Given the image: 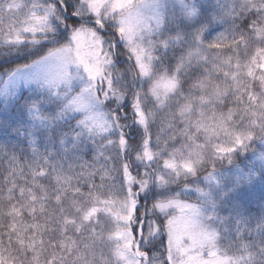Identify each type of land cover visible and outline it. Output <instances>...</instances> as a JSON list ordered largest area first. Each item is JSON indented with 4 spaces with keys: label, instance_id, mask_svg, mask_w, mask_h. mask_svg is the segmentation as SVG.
<instances>
[{
    "label": "snow or ice",
    "instance_id": "snow-or-ice-1",
    "mask_svg": "<svg viewBox=\"0 0 264 264\" xmlns=\"http://www.w3.org/2000/svg\"><path fill=\"white\" fill-rule=\"evenodd\" d=\"M0 264H264V0H0Z\"/></svg>",
    "mask_w": 264,
    "mask_h": 264
}]
</instances>
